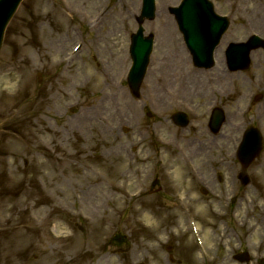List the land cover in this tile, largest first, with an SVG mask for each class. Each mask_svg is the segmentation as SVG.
I'll list each match as a JSON object with an SVG mask.
<instances>
[{
    "label": "rangeland",
    "instance_id": "374dc122",
    "mask_svg": "<svg viewBox=\"0 0 264 264\" xmlns=\"http://www.w3.org/2000/svg\"><path fill=\"white\" fill-rule=\"evenodd\" d=\"M180 1L156 0L155 19L144 23L155 44L139 98L126 78L142 0L23 1L0 50V264H170L166 242L193 264H237L230 254L240 242L254 259L264 255V169L251 166V184L231 203L228 148L222 147L225 135L237 143L243 122L254 113L244 109L257 94L262 97L254 108L264 113L262 50L252 53L246 71H229L225 62L230 42L252 34L264 38V11L255 0H211L231 22L215 66L199 70L169 14ZM76 46L81 50L71 57ZM113 46L126 52L122 75L103 67ZM105 94L112 96L114 107L107 111L112 115L89 111ZM213 104L223 105L227 115L218 138L207 129ZM176 109L191 112L187 129L168 120ZM39 137L45 145L37 148ZM190 138L195 144H186ZM159 141L166 144L162 168L155 161ZM193 146L199 173L211 169L206 162L211 152L224 178L215 183L216 193L223 192L217 211L207 206L191 211L193 226L207 241L205 256L190 214L171 206L158 210L145 194L150 150L151 168L177 172L187 170L179 149ZM225 208L227 216L221 215ZM116 233L127 238L118 248L112 245Z\"/></svg>",
    "mask_w": 264,
    "mask_h": 264
},
{
    "label": "water",
    "instance_id": "95a60500",
    "mask_svg": "<svg viewBox=\"0 0 264 264\" xmlns=\"http://www.w3.org/2000/svg\"><path fill=\"white\" fill-rule=\"evenodd\" d=\"M20 0H1L0 7L10 4V8L0 25V42L1 35L7 20L13 13L16 5ZM152 4L151 0H146V5ZM180 16L181 23H183V30L187 39V43L194 54L195 60H207V56H211L215 43L218 37L222 34L227 26V20L218 18L214 12L211 3L207 0H185L181 7L176 10ZM217 17V18H216ZM150 41L143 39L140 33L135 36L132 53L134 58L133 72L134 79L139 77L143 72L146 55L149 49ZM261 45V42L256 37L249 40L247 44L234 45L231 54V67L239 68L247 65V54L253 48ZM137 81V80H133ZM139 81L137 82V84ZM215 124H219V117L215 118ZM253 139V147L256 145V135H251ZM255 138V139H254Z\"/></svg>",
    "mask_w": 264,
    "mask_h": 264
},
{
    "label": "bare ground",
    "instance_id": "6f19581e",
    "mask_svg": "<svg viewBox=\"0 0 264 264\" xmlns=\"http://www.w3.org/2000/svg\"><path fill=\"white\" fill-rule=\"evenodd\" d=\"M241 1V0H240ZM256 2L254 4H256L255 6H258L259 9L261 11H264V0L262 1V4L259 3V0H255ZM261 1V0H260ZM260 11H256L255 8V13H259ZM259 16V15H258ZM100 47V46H99ZM115 47V46H113ZM105 63H107V65H105V68H108V66L110 65L112 68L116 69V71L119 70V75H122L126 72L127 69V61H126V55L123 53L122 50L117 49V53H113V50L111 51V57L110 60H105ZM103 69V71L107 74V69ZM158 78L160 79L161 76H158ZM110 82L111 80L113 81V79L109 78ZM113 82H111L112 84ZM112 96L110 94H105L104 97H102L97 103H95V105H93L91 107V109L96 112V111H102L103 109L106 110V113L110 116L112 115L111 112H107L109 109L112 110L114 107V102L111 101ZM122 103H124V99L122 101ZM114 111V110H113ZM124 117H128V114H125Z\"/></svg>",
    "mask_w": 264,
    "mask_h": 264
},
{
    "label": "flooded vegetation",
    "instance_id": "af4514ba",
    "mask_svg": "<svg viewBox=\"0 0 264 264\" xmlns=\"http://www.w3.org/2000/svg\"><path fill=\"white\" fill-rule=\"evenodd\" d=\"M204 195L207 196V195H209V193H205Z\"/></svg>",
    "mask_w": 264,
    "mask_h": 264
}]
</instances>
